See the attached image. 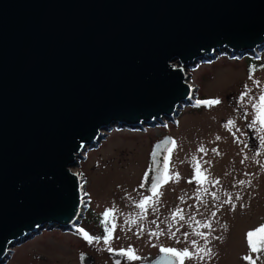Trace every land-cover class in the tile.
I'll return each mask as SVG.
<instances>
[{"label":"water","instance_id":"95a60500","mask_svg":"<svg viewBox=\"0 0 264 264\" xmlns=\"http://www.w3.org/2000/svg\"><path fill=\"white\" fill-rule=\"evenodd\" d=\"M262 49L264 0H0V264L42 229L79 221L87 198L71 168L111 125L171 118L190 95L186 68Z\"/></svg>","mask_w":264,"mask_h":264},{"label":"rangeland","instance_id":"374dc122","mask_svg":"<svg viewBox=\"0 0 264 264\" xmlns=\"http://www.w3.org/2000/svg\"><path fill=\"white\" fill-rule=\"evenodd\" d=\"M230 54L216 53L214 58L185 69L186 82L192 89L187 103L179 106L171 118L163 116L161 120L134 126L114 124L105 130L99 142L82 152L77 165L71 168L79 176L87 198L75 228L42 229L14 246L2 264H80V251L92 256V264H112L107 250L129 247L141 259L129 261L124 256L120 264H136L153 258L161 246L188 248L191 252L197 247L212 249L211 258L201 260L197 256L185 259L184 264H250L243 259L246 255H251L256 264H264V253H252L247 241L249 231L264 225V146L259 142V135L264 133L258 134L247 126L253 113L248 99L257 98L264 89V49L257 55ZM251 67L256 71L250 73ZM256 80L261 82L259 87ZM245 85L251 92L241 101ZM209 99L221 102L211 107L194 106L197 100ZM229 120L235 121L231 130L225 127ZM164 135L176 142L170 154L169 174L179 173V179L169 180L159 189V203L149 206L143 219L136 224L126 223L139 213L136 203L151 195L140 187L141 180L148 169L152 144ZM201 146L206 152L198 151ZM194 156L202 171L207 169L203 184L193 179ZM241 180L245 183L240 184ZM197 189L201 191L197 193ZM229 199L231 203L224 202ZM153 207L158 211L154 212ZM109 209L115 211L105 222L103 213ZM177 209L182 210L184 220L179 216L172 220ZM169 223L175 237L170 236ZM113 224L115 229L106 245L102 237L107 234L106 226ZM205 224H211V228ZM140 226L143 233L139 232ZM81 228L91 236L101 237L100 241L89 244L78 231ZM159 231L164 234L150 235ZM199 232L210 233L207 245L204 237L197 235ZM193 240L197 241L196 247Z\"/></svg>","mask_w":264,"mask_h":264},{"label":"snow or ice","instance_id":"6c2138e0","mask_svg":"<svg viewBox=\"0 0 264 264\" xmlns=\"http://www.w3.org/2000/svg\"><path fill=\"white\" fill-rule=\"evenodd\" d=\"M255 71H256L255 67L250 68V73L255 72ZM249 78L250 79L252 78L251 75ZM254 83L259 87L261 82L259 80H256V81H254ZM244 87H245V91L239 97V99L241 101H244V99L246 97H249L250 92H251V89H249L247 85H245ZM220 102L221 101L219 99L197 100L195 102L194 106L199 107L201 105H204V106L211 107L212 105L219 104ZM248 103L251 105V108L253 109L252 119H251L250 123H248V125H247L248 128L255 129L258 134L264 133V89H262L260 91L259 96L257 98H255V99L249 98ZM247 116H248V113H247V111H245V118H247ZM234 124H235L234 120H229L227 122V124L225 125V127L229 128V130H231L230 126H232ZM217 139H220V137H217ZM259 142H260L261 146H264V135H259ZM169 145H171V147H169ZM175 146H176V142L174 140H169V139H165L161 144L156 145L157 151L153 153V161H154L153 168L156 171V175H155L154 179L150 180L151 186H150L149 191L151 192V195L143 196L139 200L138 203H136L134 201V203H136V207L140 211L135 218H129V220H127L126 223L136 224L138 219H143L147 214V208L153 204L159 203V197L162 195V192H160L159 189L164 184H166L169 180H172V179L178 180L179 179V173H173L171 175L169 174L170 154L174 150ZM160 149H163L165 152L168 153V155H165V157L163 159L162 167L156 168V164L158 163V161H156V157L159 156V150ZM198 151L206 152V150L204 149L203 146H201L198 149ZM212 151L216 152V149H212ZM192 161L194 162V170H195V175L193 176V179L196 180L198 183L203 184L207 180V176L205 175V173L207 172V169H204L202 171L201 163L199 160L196 159L195 156L192 158ZM205 163L210 164L211 162L205 161ZM241 163H243V160L241 161ZM145 179L149 180L147 172L145 173ZM189 182L191 183V181H189ZM212 183H219V181H212ZM239 183L244 184L245 181L241 180V181H239ZM144 186L145 185L143 183L140 185L141 188H143ZM200 191H201V189H197V193H199ZM203 191H207V189H203ZM212 195H213V197H215V199H217V200L220 199L219 196L216 195V193L213 192ZM236 199H239V195H237ZM224 202L225 203H231V199H229L228 201H224ZM232 207L235 208V204H233ZM152 210L154 212H156V211H158V208L153 207ZM114 211H115L114 209H109L103 213L105 222L107 221L108 217L112 215V213ZM212 215L215 216V213H212ZM177 216H179L180 220H184V216L182 214L181 209H177L172 214V220H175ZM193 219H194V217H193ZM153 223H155V221H153ZM197 223H199V222H197ZM203 226L206 228H211V224H205ZM172 227H173V225L171 223H169L168 229H169L170 236L175 237L176 232L171 231ZM224 227H226V225ZM114 229H115L114 224L111 227L106 226V233L107 234L102 237V239L106 245L111 240L112 233H113ZM78 231L83 235V238L89 244H92L94 241L99 242L101 239V237H99V236L94 237V236L89 235V233L82 228L78 229ZM143 231H144L143 226H140L139 232L143 233ZM177 231H179V229H177ZM163 234H164L163 231L150 233V235L157 236V237H159L160 235H163ZM184 235H185V237H187V233H185ZM197 235L204 237L205 245L208 244L207 237H208V235H210V233L206 234L204 232H199V233H197ZM214 238H218V237H214ZM247 241H248V245H249L252 253H256V252L264 253V225H261L260 227H258L257 229H255L253 231H249L247 233ZM191 243L194 247H196L197 241L193 240ZM108 250L112 251L111 248H109ZM160 251L166 254L165 259L167 261H169V264H176L177 261H179V264H184L185 259H193V258L199 256V258L201 260H203L205 257L211 258V256H212V249L208 248V247H197L195 252H191L188 248L178 250L177 248H174V247H163V246H161ZM120 255L125 256L129 261H137V260L141 259L140 256L135 254L134 249L131 247L127 248L126 250L120 249ZM243 259L249 261L250 264H256V261L253 259V257L251 255H246L243 257ZM116 264H120V261L117 260Z\"/></svg>","mask_w":264,"mask_h":264},{"label":"bare ground","instance_id":"6f19581e","mask_svg":"<svg viewBox=\"0 0 264 264\" xmlns=\"http://www.w3.org/2000/svg\"><path fill=\"white\" fill-rule=\"evenodd\" d=\"M192 89V88H191Z\"/></svg>","mask_w":264,"mask_h":264}]
</instances>
